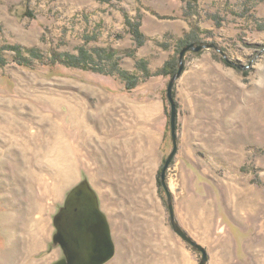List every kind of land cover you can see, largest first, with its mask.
Returning <instances> with one entry per match:
<instances>
[{
    "label": "rangeland",
    "instance_id": "rangeland-1",
    "mask_svg": "<svg viewBox=\"0 0 264 264\" xmlns=\"http://www.w3.org/2000/svg\"><path fill=\"white\" fill-rule=\"evenodd\" d=\"M193 33L248 67L213 48L186 53L167 171L175 211L207 264H264V0H0V264L63 256L53 217L84 178L116 243L106 264H199L161 181L173 148L167 87ZM82 48L88 69L68 66L65 54ZM141 59L152 73L169 60L176 71L147 78Z\"/></svg>",
    "mask_w": 264,
    "mask_h": 264
},
{
    "label": "water",
    "instance_id": "water-1",
    "mask_svg": "<svg viewBox=\"0 0 264 264\" xmlns=\"http://www.w3.org/2000/svg\"><path fill=\"white\" fill-rule=\"evenodd\" d=\"M213 48L220 51L225 59L240 68H247L230 60L225 51L214 42H193L184 45L179 53L178 69L170 78L167 97L171 105L170 132L172 151L161 171L162 186L167 195V205L173 230L195 251L202 254L199 264H207L208 252L178 222L175 212L174 196L167 182V171L178 153L177 105L173 90L180 77L188 51H201ZM56 231L52 246H60L63 256L53 264H106L116 255V243L112 236L111 225L106 213L101 208L100 197L87 178L82 179L68 192L66 199L53 217Z\"/></svg>",
    "mask_w": 264,
    "mask_h": 264
},
{
    "label": "trees",
    "instance_id": "trees-1",
    "mask_svg": "<svg viewBox=\"0 0 264 264\" xmlns=\"http://www.w3.org/2000/svg\"><path fill=\"white\" fill-rule=\"evenodd\" d=\"M186 1H187V4L191 6L192 4L196 3L198 0H186ZM126 16H127L126 21L129 27V32L132 33V35L134 36L137 45L142 46L146 41V37H145L144 32L141 29V23L139 21L132 20L128 15ZM198 40H199L198 37L195 36L194 33L188 34L181 40L180 45L182 46L184 44L195 42ZM181 46H179V48H181ZM11 48L17 51L18 53L17 59L19 63L24 64V65H29V63H27L25 59H23L22 51L20 50V47L16 46V47H11ZM84 55H85V49L83 48L80 49V55H73L70 53L65 54L67 65L71 67H81L84 69H88V58H85ZM5 63H6L5 58L0 56V65H4ZM138 65L142 68V72L144 76H146L147 78L153 75L160 74V73L173 74L176 71V62L174 61L172 62L170 60L166 62L165 66L163 67V69H161L160 72H156V73L151 72L149 65H148V60L146 59H141L138 62ZM114 72H118V74L124 79L125 87L129 91L137 87L140 83L141 79L138 75H134L130 73L129 71L120 68L118 64L116 65V70H114Z\"/></svg>",
    "mask_w": 264,
    "mask_h": 264
},
{
    "label": "crops",
    "instance_id": "crops-1",
    "mask_svg": "<svg viewBox=\"0 0 264 264\" xmlns=\"http://www.w3.org/2000/svg\"><path fill=\"white\" fill-rule=\"evenodd\" d=\"M167 46H168V48H169V47L171 48V44H170V45H167ZM175 212H176V211H175ZM176 218H177L178 222L180 223V225H181L183 228H185V229L188 231V233H189L190 235H193V233L190 232V231L187 229V227L183 224V222H182L181 219L179 218L177 212H176Z\"/></svg>",
    "mask_w": 264,
    "mask_h": 264
}]
</instances>
